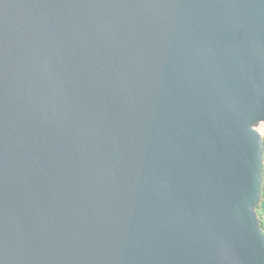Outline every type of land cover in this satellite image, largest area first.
Wrapping results in <instances>:
<instances>
[{
	"label": "water",
	"instance_id": "obj_1",
	"mask_svg": "<svg viewBox=\"0 0 264 264\" xmlns=\"http://www.w3.org/2000/svg\"><path fill=\"white\" fill-rule=\"evenodd\" d=\"M264 0H0V264H264Z\"/></svg>",
	"mask_w": 264,
	"mask_h": 264
},
{
	"label": "trees",
	"instance_id": "obj_2",
	"mask_svg": "<svg viewBox=\"0 0 264 264\" xmlns=\"http://www.w3.org/2000/svg\"><path fill=\"white\" fill-rule=\"evenodd\" d=\"M263 177H264V168H263ZM257 214L259 218L260 228L264 232V189H263V196L261 203L257 207Z\"/></svg>",
	"mask_w": 264,
	"mask_h": 264
},
{
	"label": "built area",
	"instance_id": "obj_3",
	"mask_svg": "<svg viewBox=\"0 0 264 264\" xmlns=\"http://www.w3.org/2000/svg\"><path fill=\"white\" fill-rule=\"evenodd\" d=\"M255 129H256V131H258V133L264 139V123H259L258 126Z\"/></svg>",
	"mask_w": 264,
	"mask_h": 264
}]
</instances>
